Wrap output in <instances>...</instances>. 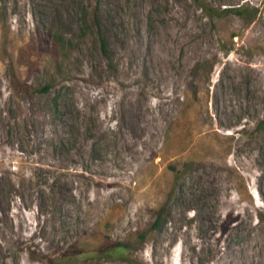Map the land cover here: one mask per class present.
I'll return each instance as SVG.
<instances>
[{
    "label": "rangeland",
    "instance_id": "rangeland-1",
    "mask_svg": "<svg viewBox=\"0 0 264 264\" xmlns=\"http://www.w3.org/2000/svg\"><path fill=\"white\" fill-rule=\"evenodd\" d=\"M263 119L264 0H0V264H264Z\"/></svg>",
    "mask_w": 264,
    "mask_h": 264
},
{
    "label": "trees",
    "instance_id": "trees-1",
    "mask_svg": "<svg viewBox=\"0 0 264 264\" xmlns=\"http://www.w3.org/2000/svg\"><path fill=\"white\" fill-rule=\"evenodd\" d=\"M198 1V0H196ZM200 6L201 8L203 9V11L210 15L211 17H213L214 15H217V10H215L214 8L210 7L209 5H206V4H203V3H200ZM222 13H233L239 17H242V18H246V19H250V21H253L255 19V14L253 13H250L247 9L246 6H238V7H233V8H226L224 10L221 11ZM88 13L86 10H83L81 16H82V20L81 22H83L85 24V27H87L88 29L89 28H93V27H96L98 26V19H97V16L95 15V22L93 23H90V19L88 18ZM89 19V21H87ZM97 21V23H96ZM98 41L100 43V47H101V50H102V53L107 57V58H110V48H109V45H108V40L106 39V36L100 31V28H99V31H98ZM86 35V34H85ZM52 38V42H53V45H54V51L56 53H59L60 51L63 53V56H64V53H65V50H66V47H65V38L64 36L59 33V32H49L48 34V37ZM48 89V87H45L44 90L46 91ZM259 127H263L264 128V119L262 121L259 122ZM173 168V167H172ZM173 171H174V175L176 177V180L178 179L179 177V173L180 171H178L176 168H173ZM164 218V215L163 213H159L158 214V217L156 219V221L154 222V224L152 225L151 229L153 230H156L159 226V224L161 223L162 219ZM137 238L140 239V238H144V235L141 234V233H138L137 234ZM129 249L130 247L125 245V244H118L117 247H115L111 252L110 254L111 255H114L116 257H122V258H125L127 259V261H129L130 263V259L129 258H126V257H129ZM129 259V260H128ZM131 264H132V261H131ZM139 264H142V263H139Z\"/></svg>",
    "mask_w": 264,
    "mask_h": 264
}]
</instances>
